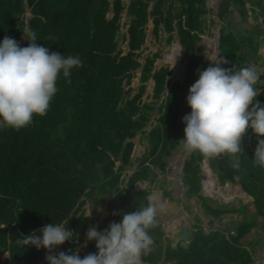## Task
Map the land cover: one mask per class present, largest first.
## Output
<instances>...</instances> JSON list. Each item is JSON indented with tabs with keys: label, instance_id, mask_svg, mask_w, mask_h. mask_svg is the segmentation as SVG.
<instances>
[{
	"label": "trees",
	"instance_id": "1",
	"mask_svg": "<svg viewBox=\"0 0 264 264\" xmlns=\"http://www.w3.org/2000/svg\"><path fill=\"white\" fill-rule=\"evenodd\" d=\"M149 1L130 0L128 7L124 8L122 0H0V42L9 36L20 43L22 34L35 31L38 44L65 57L78 55L83 65L72 68L67 78L61 71L56 83L57 92L46 115H34L32 123L19 130L0 128V264H48L45 249L20 246L16 240L21 234L27 236L50 223H64L66 228L74 231L72 241L62 244L59 252L74 250L91 223L89 217L77 216L74 209L76 205H81L83 201L80 199L85 195L98 193L100 196L96 205H100L109 193L125 191L119 195L118 201H109L108 214L98 224V231L107 228L112 221L122 220V216L113 215L114 212H131L147 206L149 191H136L134 185L153 172L151 163L164 170L166 164L162 157L171 154L183 135L186 125L182 118L191 112L185 92L188 83L193 84L199 78L197 69L202 66L201 56L193 51L195 41L204 31L205 19L201 15L206 13L204 0H178L180 7L177 11L172 9V0H154L152 8L147 11ZM165 2L169 3L165 13H162L161 7ZM110 3L112 16L106 14ZM123 8L132 18L122 32L126 21L116 23L115 20ZM222 11L220 9L219 12L222 14ZM147 14L152 22L148 23ZM25 17L27 26L23 33ZM174 19L177 20L175 24ZM150 23L153 27H149ZM160 23L168 32V40L172 38L171 31H177L175 61L180 62L181 74L179 72V78L173 79L172 83L166 78L171 74L168 65H161L151 74L159 50L153 56L145 57L143 64L138 59L143 49L152 43V35L158 38ZM253 39L251 31L240 28L234 33L227 25H222L217 55L218 59L228 61L223 67L239 70L247 65L249 56L238 50L244 45L256 49ZM125 42L127 50L124 52L122 45ZM179 45L180 52L187 56L183 62ZM205 45L206 69L212 61H216V49L208 42ZM20 46H28V41L24 39ZM171 50L173 56L174 51ZM200 50V47L197 48V51ZM140 66L142 85L131 95L130 84ZM150 78L151 94L147 93V99H142L145 82ZM166 87L169 91L159 103V116L155 117L146 135L148 148L140 157L137 169L131 171L125 186L120 187L119 183L124 181V177L120 179L123 167L130 164L134 146L131 139L139 130L144 133L143 127L148 122L150 126L149 112L157 105ZM254 88L257 93L264 88V74H260ZM148 96L151 98L148 99ZM256 100L264 104L262 94ZM250 131L248 129L242 139L243 153L237 154L240 161L238 169L231 167L233 158L227 154L215 158L224 167L220 173L217 171L220 180L217 186L222 181L239 196L252 195L256 213L264 216V168L253 164L255 151L245 140ZM253 142L257 146V137ZM183 156L175 154L172 157V171L166 175L169 179L180 176ZM203 157L197 151L190 152L183 165L185 181L192 190L195 184L201 197L200 162ZM116 161L120 165L114 169ZM98 165L102 173L97 171ZM207 180L211 183L213 178L208 177ZM96 181L101 184L95 189ZM213 191L212 187L209 193ZM217 194L226 199L221 192ZM153 197L158 210L165 209L167 202H162L158 193H154ZM209 210L215 216L225 211L211 206ZM66 220L68 223H65ZM176 224L180 225L176 229L178 233L181 224L178 221ZM253 224L254 218L242 220L231 239L219 231L204 234L202 230H196L189 236L186 248L171 249L168 246L163 259L175 260V264H251L249 251L239 239L249 233ZM158 233L157 223L149 229V234L154 237ZM81 250V258L95 253V241H89ZM159 254L144 253L141 259L154 262ZM1 256L5 260L1 261Z\"/></svg>",
	"mask_w": 264,
	"mask_h": 264
},
{
	"label": "clouds",
	"instance_id": "2",
	"mask_svg": "<svg viewBox=\"0 0 264 264\" xmlns=\"http://www.w3.org/2000/svg\"><path fill=\"white\" fill-rule=\"evenodd\" d=\"M24 39L28 41L26 47L9 36L0 42V128L19 130L31 124L34 115H46L57 92L61 71L67 78L72 68L83 66L78 55L65 57L38 44L35 31L24 34ZM226 64V59L219 58L203 71L197 69L199 78L190 86L186 97L191 112L182 118L186 125L185 136L179 143L189 152L188 157L194 151L207 158L227 154L233 158L231 167L238 169L237 154L243 153L242 139L251 129L258 140L253 164L264 168V139H261L264 137V104L256 100L260 93L254 88L260 74L254 65L234 70L223 67ZM171 71L174 73L173 69ZM251 136L245 137L249 145ZM200 168L202 171L201 163ZM147 201V206L135 211L114 212L113 215H121L122 220L110 222L102 231H98L97 226L108 212L96 226L90 227L85 233V245L80 247L95 241L97 251L83 258L74 250L59 252L61 245L72 241L74 234L64 223L46 224L27 236L21 234L16 243L45 249L48 264H142V255L154 243L149 229L158 223L154 197L149 195Z\"/></svg>",
	"mask_w": 264,
	"mask_h": 264
},
{
	"label": "rangeland",
	"instance_id": "3",
	"mask_svg": "<svg viewBox=\"0 0 264 264\" xmlns=\"http://www.w3.org/2000/svg\"><path fill=\"white\" fill-rule=\"evenodd\" d=\"M130 0H122L123 2V6L124 8L128 7V3ZM205 6H206V13L201 15L202 19H205V24H204V31L203 33L200 34V38L198 40L195 41V46H194V51L193 53L196 55H200V61L202 63V66L200 67V71H203L205 69V64H206V45L205 43H209V45L212 44V46L214 47V49H216L215 51V59H218V55H216L217 53V49H218V39H219V35L221 32V27L222 25H227L228 29L230 31H234V33H237V31L242 28V29H253L254 31H259V28H263L264 30V23H261V18L262 15L258 14V18L255 21H252L250 19L246 20V21H242L241 22V17H239L236 11H232L231 13H227L223 18H219L218 19V15H217V6H218V0H204ZM155 1H151L148 5V11L151 9L152 4ZM169 2H165V5H163L162 8V13H165L166 11V7L167 4ZM207 4V5H206ZM172 5H173V10L177 11L178 8L180 7V2L178 0H172ZM229 7L232 9L231 5H229ZM235 7V5H234ZM124 8L120 11V13L118 14L115 22L116 23H124L126 21V25L125 27L121 28V31H125L127 24L129 23L130 19L132 18V15H130L127 11L124 10ZM107 15L112 16V13H109L108 11L106 12ZM27 17V14H26ZM25 17L24 21V30L23 33L26 32V26H27V19ZM263 17H264V13H263ZM150 20V19H149ZM250 20V21H249ZM176 19H174L173 24L176 23ZM149 23V22H148ZM149 27H153V24L150 23ZM159 31H158V38H155L152 35V43L143 49L140 58H138L141 62V64H143L145 57L147 56H153V54L155 52H157L158 50L160 51L159 53V57L155 59L154 64H152L151 67V73H154L161 65H168V67L170 68V73L171 76H166V78H169V80L174 79L177 80L178 79V73L180 72V65L179 63H176V61L174 60V58H172L171 52L173 49V51H175L176 46L175 44H177L178 42V36L176 35V30L171 31L172 34V38L170 40L167 39L168 36V32H166L163 28V23H160L158 25ZM253 38L257 39V41H259L258 43V49L256 51V53L253 54V56L251 58L248 59V64L244 65L243 67H248V66H253V62L256 63V71L259 74H264V41L261 38V36H256V35H252ZM202 38V39H201ZM201 39V40H200ZM20 43L24 42V34L21 35V39L19 40ZM120 39H119V43H120ZM205 46V47H204ZM124 52L127 50V44L126 42L122 45ZM201 48L200 51H197V48ZM247 47V46H244ZM243 49H247L244 48ZM181 50V45H179V54L181 56V62L185 61L187 56H185V53L180 52ZM164 53V55H163ZM162 54V56H161ZM178 64V65H177ZM241 67V68H243ZM175 69V72L173 73L171 70ZM141 72V66L139 68H137L135 70L133 79L131 81V86H132V90H131V95L133 93H135L140 86L142 85L141 80H140V73ZM184 84V83H182ZM192 85V83H188V87L187 90L185 92L186 95L189 94V88ZM151 86H152V78H150L148 81L145 82V88H144V94L142 96V99H147L145 97V95L148 93L149 95L151 94ZM168 87H166L161 95L160 98H158L157 102L160 103L161 100H163L165 98V96L168 94ZM258 93L260 94H264V88L258 90ZM259 94V95H260ZM264 97V96H263ZM151 96H148V99H150ZM150 120L151 123H154L155 117L159 116L158 113V104L154 106V108L152 110H150ZM149 123V122H148ZM148 123L145 127H143V131H145L144 133H142V130H139L135 136L131 139L134 143L133 149H132V153H131V159H130V164H127L123 167V170L120 174V179L122 177H124V181L122 183H119L120 187H124L125 183L127 181L128 176L131 173V170L135 167V165L137 166V161L139 159V157L142 156L143 152L148 148V140L146 139V135L148 130L151 128V126H148ZM185 134L183 131V135L182 138L180 140H182L184 138ZM182 145L180 143H178V145L171 150V154L168 156H164L162 157V160L164 161L165 168L163 171H161L158 166L154 165V164H150L151 166V170L153 171L145 180L144 182L140 181L138 183H136L134 186L136 191H141V190H145V191H149V194L154 196V193H158L161 196V200L163 197H165V201L167 202V200H169V203L171 204V202H177L176 206H178V210L180 211L181 215H184V217H186L187 221L190 222H196L200 225V227H197L196 230H202V226H207V222L206 219H202L201 218V213H204L205 215H207V213L205 212L203 207H197L195 204V207H193L190 203H188V200L190 199H194L195 202L199 201V192L197 187H195L194 184V190L190 189L189 184L185 181V174L183 172V165L184 162L188 159V151L187 150H182L179 151V147H181ZM183 147V146H182ZM175 154H184L183 156V160L181 161V174L178 177V179H169L166 175L170 174L172 169L170 168V161L172 159V157ZM151 158V157H149ZM139 162V161H138ZM206 160H202L201 166L202 168L205 167L206 165ZM210 162L213 163V167H217L219 165V163L213 158L210 159ZM120 165L119 161H116L114 163V169L117 168ZM98 172L102 173V171L100 170V167L98 165ZM208 170H210V168L206 167L205 172ZM173 181V189L170 190V184ZM100 182L96 181V186L95 189L100 185ZM87 190H85L86 192ZM168 191V195L166 197ZM201 192L203 193V190L201 189ZM216 191H213V193ZM125 191L123 192H116L114 193H109L108 197L105 198V200L103 201L102 204L100 205H96V201L99 199V194L98 193H94L91 196H84L82 197L80 200H82L83 202L81 203V205H76L74 207V209L76 210V215H83V216H88L90 213L91 215L89 216V219L91 221V223H89L84 231V234L82 235V240L79 242L78 246L75 247L74 251H77V254L80 256V253L82 252L80 245H85V233L88 231V229L92 226H96V224L104 217V215L108 212L107 209V205L109 203L110 200L113 201H118L119 200V195L124 194ZM204 195L206 196V193L204 192ZM238 194H233V197H235ZM207 197V196H206ZM204 197V202L208 206L211 207H219L220 209H226L224 211L225 214H222L220 216L216 215L215 217H212V222L214 225H211L210 227H208L204 232L207 233L208 230H213V229H217L221 234L225 235V237L227 239H231L230 236H235V227L238 224L237 220L239 217H241V215H238L236 213H234L235 209L238 208L237 205L235 204L233 198L232 200H226V201H220V199H218L216 197L215 194H213V196L211 197ZM226 199H230L227 195H225ZM174 199V200H171ZM197 200V201H196ZM171 201V202H170ZM181 206L183 207V213L181 210ZM170 207L168 206V209H166L165 211H163V213H161L158 210V216L157 218L159 219L158 221V225H159V233L156 234L153 238V245L151 246L150 250L148 252H146L145 254L150 255V253H157L160 252V254L157 256H155V260L154 262L152 261H145L143 262V264H175V260H169V261H162V256L164 251L166 250V248L168 246H170L171 249H175L176 243L173 236L177 233L176 229L179 226L174 227L173 226V221H169V218L167 216V214H169L168 212L170 211L169 209ZM73 209V210H74ZM175 211L176 209L173 208ZM197 211V213L195 212ZM171 212V211H170ZM185 212H187L185 214ZM252 214V212L250 213ZM175 215V214H174ZM248 217V216H247ZM201 218V219H200ZM250 216L245 219L249 221ZM257 226H258V230L255 231V229L253 227L250 228V232L239 239L240 244L242 245H247L248 243H250L247 246V249L249 251L250 257L252 258V260L249 261V263L251 264H264V257L262 255L259 254V246H256L257 244H255L254 240L256 239L255 237H258L257 239V243L258 244H262L263 245V250H264V239H260L261 235L264 233V224H262L263 219L258 217L257 218ZM177 222V221H176ZM186 222L185 219L182 220V223L184 224ZM202 224V225H201ZM193 226V224H191ZM198 225V226H199ZM263 227L261 231H259L260 227ZM174 227V228H173ZM194 227H192V231ZM195 233V232H194ZM194 233H191L190 236H192ZM178 236H179V231H178ZM189 242V239L186 238L184 243L179 242L177 247H187V244ZM237 243V242H236ZM239 245V243H237ZM242 245V246H243ZM176 247V248H177ZM59 250V246L56 248V252ZM153 256V255H151ZM1 261L5 260L4 256H1ZM38 264H41V262H39Z\"/></svg>",
	"mask_w": 264,
	"mask_h": 264
},
{
	"label": "crops",
	"instance_id": "4",
	"mask_svg": "<svg viewBox=\"0 0 264 264\" xmlns=\"http://www.w3.org/2000/svg\"><path fill=\"white\" fill-rule=\"evenodd\" d=\"M151 1H154V0H150L149 3ZM154 4V2H153ZM152 4V6H153ZM207 5V4H206ZM229 5H231L232 9L229 7ZM235 5V7H234ZM152 8V7H151ZM220 9H223V13L221 14ZM125 11H127L126 9H124ZM147 11H148V7H147ZM150 11V10H149ZM234 12L236 11L238 14L239 17H241V22L242 21H246L248 19L252 20V21H255L257 18H258V14L262 15V18H261V23H264V17H263V13H264V0H218V6H217V15H218V19L219 18H223L225 17V15L227 13H231V12ZM108 12L109 13H112L113 14V10H112V5L110 3V6H109V9H108ZM109 16V15H108ZM148 18L150 19L149 15L147 14ZM249 20V21H250ZM148 22H152L151 19L148 20ZM247 32L251 31L252 35H256V36H261V38L263 39L264 41V30L263 28H259V31H254L253 29H243ZM253 37V36H252ZM220 41L218 39V45H219ZM252 43L253 45L255 44L256 45V49L252 46H247V45H244V46H247V47H244V48H247V49H243L242 50V47L240 48V52H245L249 58H251L253 56L254 53H256L257 49H258V43L259 41H257V39H253L252 40ZM217 55V53H216ZM206 57V56H205ZM145 62V60H144ZM143 62V63H144ZM253 65L256 67V63L253 62ZM174 70V68H173ZM152 74V73H151ZM180 74H181V70H180ZM168 76H171L168 75ZM169 80V78H167ZM171 83L173 82V79L171 77V79L169 80ZM264 96V94H262ZM158 106H159V103H157ZM262 104V103H261ZM250 133V132H249ZM248 133V134H249ZM252 137V141H251V145H249L250 149L252 151H255V148L256 146L254 145V140H256V136H251ZM182 138V136H181ZM180 138V139H181ZM180 141V140H179ZM178 145V144H177ZM182 147V146H181ZM180 148V147H179ZM183 148V147H182ZM183 150H185L183 148ZM189 155V153L187 154ZM207 162H206V165L205 167L203 168V170L201 172H203V175L201 174V189L203 190V193H202V196L199 195V199H200V202L197 201L195 202L194 199H190L188 200V203H190L193 207H195V204L197 207H203L205 212L207 213V215H205L204 213H201V218L202 219H206V222H207V226H202V229L205 231L208 227H210L211 225H214L213 222H212V217H215V215L213 213L210 212L209 210V206H208V209L207 208V205L205 204L204 202V197H211L213 196V194L216 195V197L218 199H220V201H226V200H234L235 204L237 205L238 208H236L237 210H235L234 213L238 214V215H241V217H239L237 220L238 221V224L242 221V220H245L247 218V216L249 217L250 216V219L254 218V224H253V228L255 229V231L258 230V226H257V218L260 217L263 219L262 221V224H264V216L260 215V214H257L256 213V209H255V206L253 205V196L252 195H249V194H243L242 196H239V195H236L235 197H233V194H237L236 191L230 189V187H228L226 184H224L222 181L220 182V184L217 186V184L219 183V179L217 177V171L220 173L222 171V169L224 168L223 165L220 163L216 168L213 167V163L210 162V159L211 158H207V157H203ZM216 157L213 158V160L215 159ZM138 161L140 162V157L138 159ZM131 162V161H130ZM139 164V163H138ZM137 164V165H138ZM137 167V166H136ZM206 167L210 168V170L207 169V171L205 172V169ZM131 171H134L133 169ZM208 177H212L213 178V181H211V183H209L210 181L207 180ZM142 182H144V180H141ZM140 182V181H139ZM138 183V182H137ZM136 184V183H135ZM225 186H224V185ZM174 186V185H173ZM136 187V186H135ZM212 187L214 188V190L216 191V193H209L210 190L212 189ZM173 187H170V190H172ZM192 189V188H191ZM204 192L206 193V196L204 195ZM217 192H221V194H224V195H227L230 199H224L222 198L221 196H219L217 194ZM166 197H167V194H166ZM206 197V198H207ZM208 199V198H207ZM171 200H174V199H171ZM162 202H165V197L162 198ZM171 202V201H170ZM177 202H171V204L169 203V200H167V203L165 205V209L163 208L161 210V213H163V211H165L166 209H168V206L170 207V211H173V212H169L170 214H167L168 218H172V221H173V226L176 227V226H180V225H177L176 224V221H178L180 224H181V227L179 228V233H180V230L183 226H187L188 228V239H189V236L191 235V233H194L197 229V227H200V225L196 222H190V221H187L186 217H184V215H181L180 211L178 210V206H176ZM217 207V206H215ZM175 208L176 211L173 209ZM160 209V208H159ZM181 210H182V213H183V207L181 206ZM223 210H226V209H223ZM197 213V211H195ZM252 212V214H250ZM187 212H185L186 214ZM175 214V215H174ZM222 214H225L224 212L223 213H219L218 216L222 215ZM174 215V216H172ZM212 216V217H211ZM200 218V219H201ZM185 219L186 222L183 224L182 223V220ZM159 221V219H158ZM193 224V226L191 225ZM199 225V226H198ZM202 225V224H201ZM173 227V228H174ZM192 227L194 231H192ZM237 227V226H236ZM236 227H235V233L236 234ZM262 226L259 228V231L262 230ZM203 231V232H204ZM213 231H218L217 229H213V230H208L207 233L204 232V234H210V232H213ZM251 231V230H250ZM249 231V232H250ZM178 236V233L175 234L173 236V238L177 237ZM174 238V239H175ZM256 239L254 240L255 244H257L256 246H259L260 250H259V254L262 255L264 257V250H263V245L260 243L258 244L257 243V239L258 237H255ZM260 239H264V233L261 235ZM190 240V239H189ZM189 243V242H188ZM179 244L176 243V246L177 247ZM249 244L245 245V248L247 249V246ZM164 256H162V261H164ZM172 260V259H170ZM144 261H142V264H143Z\"/></svg>",
	"mask_w": 264,
	"mask_h": 264
},
{
	"label": "water",
	"instance_id": "5",
	"mask_svg": "<svg viewBox=\"0 0 264 264\" xmlns=\"http://www.w3.org/2000/svg\"><path fill=\"white\" fill-rule=\"evenodd\" d=\"M162 102V100L160 101V103ZM153 122L151 123L150 122V126H153ZM183 150V148L182 147H180L179 148V151H182ZM139 162L137 161V164H138ZM137 168H136V165H135V167L133 168V170H136ZM170 187H173V181L171 182V184H170ZM186 238H188V228H187V226H183L182 228H181V230H180V233H179V236H177L174 240H175V242H181V243H184L185 242V239Z\"/></svg>",
	"mask_w": 264,
	"mask_h": 264
},
{
	"label": "bare ground",
	"instance_id": "6",
	"mask_svg": "<svg viewBox=\"0 0 264 264\" xmlns=\"http://www.w3.org/2000/svg\"><path fill=\"white\" fill-rule=\"evenodd\" d=\"M175 46H176V44H175ZM175 57H176V49H175V51H174V54H173V56H172V58H174V60H175ZM208 67V66H207ZM174 72H175V69H174ZM158 196H156V198H157ZM158 199H159V197H158ZM160 212H161V210H159ZM177 234V233H176Z\"/></svg>",
	"mask_w": 264,
	"mask_h": 264
},
{
	"label": "built area",
	"instance_id": "7",
	"mask_svg": "<svg viewBox=\"0 0 264 264\" xmlns=\"http://www.w3.org/2000/svg\"><path fill=\"white\" fill-rule=\"evenodd\" d=\"M253 134V132H252V130L250 131V133L247 135V137H250V135H252ZM246 137V138H247ZM249 139H247V141H248Z\"/></svg>",
	"mask_w": 264,
	"mask_h": 264
}]
</instances>
